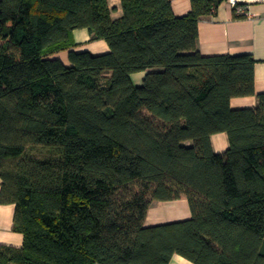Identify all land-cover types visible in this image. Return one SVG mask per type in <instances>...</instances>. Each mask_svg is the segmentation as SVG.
<instances>
[{
    "label": "trees",
    "instance_id": "16d2710c",
    "mask_svg": "<svg viewBox=\"0 0 264 264\" xmlns=\"http://www.w3.org/2000/svg\"><path fill=\"white\" fill-rule=\"evenodd\" d=\"M222 1L122 0L115 20L108 0H0V202L24 235L0 264H264V93L231 106L256 60L198 49ZM77 29L110 51H76ZM183 197L190 219L145 226Z\"/></svg>",
    "mask_w": 264,
    "mask_h": 264
},
{
    "label": "crops",
    "instance_id": "0c3cea01",
    "mask_svg": "<svg viewBox=\"0 0 264 264\" xmlns=\"http://www.w3.org/2000/svg\"><path fill=\"white\" fill-rule=\"evenodd\" d=\"M112 9V18L123 16L122 0H108ZM172 9L177 16H185L192 9V0H171ZM76 51H89L98 55L110 51L108 43L103 40H92L87 29L74 31ZM198 49L203 55H240L251 54L256 60L254 77L256 95L236 97L231 101L234 109L254 108L259 104V93H264V1L251 2L245 12L223 0L213 14L201 17L198 25ZM70 65L68 51L56 54ZM145 73L132 75L133 82L141 85ZM212 146L217 153H223L229 147L228 135L225 132L212 136ZM1 193V181H0ZM16 205L0 202V247H22L24 235L14 229ZM192 217V210L187 198L171 201H154L147 213L145 226L187 220ZM169 264H193L186 257L176 254Z\"/></svg>",
    "mask_w": 264,
    "mask_h": 264
},
{
    "label": "built area",
    "instance_id": "2783aa9c",
    "mask_svg": "<svg viewBox=\"0 0 264 264\" xmlns=\"http://www.w3.org/2000/svg\"><path fill=\"white\" fill-rule=\"evenodd\" d=\"M231 5H233L240 13L245 12L246 5L251 2L264 1V0H228Z\"/></svg>",
    "mask_w": 264,
    "mask_h": 264
}]
</instances>
